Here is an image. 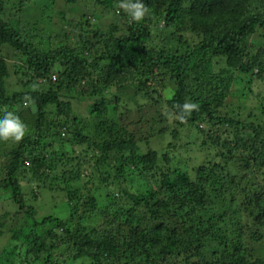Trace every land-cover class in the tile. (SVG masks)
I'll return each instance as SVG.
<instances>
[{
	"label": "trees",
	"instance_id": "1",
	"mask_svg": "<svg viewBox=\"0 0 264 264\" xmlns=\"http://www.w3.org/2000/svg\"><path fill=\"white\" fill-rule=\"evenodd\" d=\"M4 1L0 51L18 56L12 77L22 88L8 92L12 77L0 57V109H22L15 114L32 124L34 135L26 132L0 160L6 174L1 186L17 208L2 216L0 237L16 218L8 233L18 242L0 251V264H264L261 258L252 261L254 250L246 240L264 243V184L246 189L219 163L194 170L192 180L167 153L142 154L134 131L140 123L126 122L123 114L117 118L119 99H108L99 86L119 80V89L126 90L135 80L146 99L171 86L167 114L176 124L187 123L201 134L203 145L226 151V165L234 149L240 152L237 161L247 184L264 177L263 116L225 103L236 73L249 76L247 83L255 82L264 94V55L259 51L248 59V46L263 44L264 0H142L147 14L140 24L119 9L118 0H62L71 6L66 11L55 10L57 0L10 3L12 17L33 3L40 16L35 24L67 25L55 38L37 39L42 49L27 32L33 27H20L16 18L4 21ZM79 3L83 7L75 10ZM158 31L169 37L160 45L154 44ZM214 60L224 65L218 73L209 71ZM159 75L164 80L156 82ZM25 97L34 105L25 107ZM73 99L88 103L86 120L75 115ZM185 103L198 107L185 114ZM257 103L264 115L263 101ZM66 143L83 149L69 158L61 148ZM25 171L42 184L30 204L20 180ZM134 175L151 182L135 190L129 182ZM43 191L65 194L49 214L40 200ZM80 207L103 219L92 235L81 224Z\"/></svg>",
	"mask_w": 264,
	"mask_h": 264
},
{
	"label": "rangeland",
	"instance_id": "2",
	"mask_svg": "<svg viewBox=\"0 0 264 264\" xmlns=\"http://www.w3.org/2000/svg\"><path fill=\"white\" fill-rule=\"evenodd\" d=\"M17 0H5L4 3L6 4V7L4 10L3 15L1 16L4 21H8L11 18H16L18 21H20V27L27 29L28 27H33V28H28L27 32L35 36L36 39L35 41L37 42V39H48L49 37L55 38L58 36V34L62 33L61 29L64 27V29H67V25H59L60 22H58L55 27H53V24L49 23L45 26H41V24H35L36 21L39 19V13L36 8L33 7V3H29L26 6H24L23 10L19 12L17 17H12L14 11L11 9V5L15 3ZM62 0H57L55 4V10L57 11H63L66 9H70L71 6H66L65 1L61 3ZM80 4V5H79ZM78 5L74 6V9H80L83 7L82 3H79ZM35 7L36 4L34 5ZM65 7V8H64ZM64 11V12H65ZM70 15L69 12H66L65 14ZM11 16V17H10ZM71 16V15H70ZM68 16L67 18H71ZM38 18V19H37ZM163 26V23H160V27ZM63 29L66 32L67 30ZM158 34L155 37L154 44H158L160 40L169 38L167 35L164 37H161L159 34L160 31L157 32ZM174 33V32H170ZM190 40L191 37L190 35L186 34ZM184 36V37H185ZM263 44L257 47H251L248 46V59L252 60L254 55L262 51V54L264 55V40L262 39ZM39 45V48H43V44L37 42ZM160 45V43L158 44ZM263 47L261 49H257ZM0 57L5 59L7 61V64L9 66V71L11 73V77L13 76V71H14V65L19 63V59L17 58L18 56L12 57V54L10 56L9 51L1 50L0 51ZM223 64L220 63L217 60H214L211 62V69L209 70L210 73H218V71L222 70ZM235 83L233 85L232 91L230 96L226 100L227 106L230 108H237L238 104L239 106H243L245 109L248 108L251 110L255 116H263L261 123H264V115H260V108H255L258 107V100H262V106H264V94H259V92H262V89H259L254 82L253 84L249 85L247 83L248 77L236 73L235 74ZM90 78V77H89ZM12 80L9 81L8 85V92L11 94L14 91H18L22 88V85L18 83V80L16 77H12ZM164 80V77L159 75L156 76V82ZM95 81V77H94ZM135 80H130L127 84V89L123 90L119 89L121 86V83L119 80H116V83L111 82V83H106L102 82L100 88L103 89V94L108 98L111 99L113 102L114 100L119 99L120 103L118 104L121 111V113H117L116 117L119 118L121 114L125 116V121L126 122H138L139 127H136L134 130L136 132V137L138 138V146L142 154H147L148 152H157L160 156L164 154H168L169 158L171 159L172 163L174 166H177L180 170L186 171L189 173L190 177L192 180L195 179V172L194 170L198 169L201 166L205 165H210V164H220L221 166H225L226 171L230 172L231 174H236L234 176L241 178V186H245L246 189L247 187L250 188V184H264V177L257 176L256 179L248 182L247 180L242 179L246 172L239 167V163L237 161L238 156L240 155V152H238L236 149L233 150V154H231V159L229 163L226 165L225 160L228 161V158L223 159L222 155L224 157L227 156L226 151L220 150L221 147H218L216 144H208V145H203V138H201V134H198L197 130L188 125L187 123H180L176 124L174 117L170 116L167 114L168 108H167V101L171 99L174 91L171 86H165L164 88H158V91H160L158 94H160V97H157L155 94L153 99H146L143 97V93L141 92L140 89H137L135 86ZM241 91V93H239ZM259 94V95H258ZM263 96V97H262ZM73 105V110L76 116L83 120H86L87 117V102H78L77 99H73L72 101ZM25 106V104H24ZM128 109V112H127ZM243 109V108H242ZM241 109V110H242ZM19 110V107H14V108H1L0 109V114L6 112V111H11L15 114L16 111ZM126 110V111H125ZM23 111L20 109L18 111L21 112ZM248 112V111H246ZM243 113V110H242ZM51 116H56L54 112H50ZM111 115V113H110ZM161 115H163L165 118L163 120H160ZM22 121V116L19 117ZM243 119H246L244 116ZM248 121V120H247ZM250 121V120H249ZM27 125V124H26ZM32 124L27 125V136L29 135H34L30 133V129L32 128ZM202 129H205V125L203 124ZM134 128V127H132ZM201 129V128H200ZM174 134H176L174 136ZM36 135V134H35ZM223 137H221V141H223ZM207 141V139H205ZM212 143V142H210ZM16 143H0V160L3 158L2 154L4 151H8L9 149L13 148ZM10 147V148H9ZM59 150V145H56L54 149ZM64 151L67 153V157L69 158H75V156L78 155V153L83 149L82 147H71L68 143L64 144L63 147ZM170 149V150H169ZM168 150V151H167ZM47 153H51V150H49ZM2 162V161H0ZM113 162V161H112ZM111 166L110 168H115L116 163H110ZM264 171V170H263ZM113 174L115 173L114 170L111 171ZM23 175V174H22ZM135 178L129 179V182L132 184V186L137 188V185H141L144 188L147 187V184L151 182L150 177H138L137 175H134ZM6 180V174L1 171L0 169V222L3 221L2 216L4 214L9 213V217L14 214L16 211V207L11 201V195L9 191L5 190L3 186H1L2 182ZM21 180V186L23 187V192H24V200L26 201L27 204L32 203L34 200L36 201L37 199H34L33 196L36 193L37 189L41 187V183H37L34 180H32V177L30 175V172H26L24 174V177L20 178ZM128 185V184H127ZM64 187L61 184V188ZM136 190V189H135ZM39 195L41 196L40 200L41 202L45 201V211L47 209H54V207H60L61 206V197H65V194L63 192L57 191L55 192H46L43 191L42 193L39 192ZM36 198V197H35ZM28 199V200H27ZM60 201V202H59ZM102 201V200H101ZM42 202V203H43ZM56 205V206H55ZM128 207V206H127ZM61 208H58L60 210ZM114 207H111V210L114 211ZM85 207H80L78 212L83 213L84 219L82 221V225L85 227L87 230V233L92 235L94 234L93 231L96 227L101 226L102 218L99 215V213L95 215H89V213H84ZM44 211V212H45ZM46 214L48 210L45 212ZM51 214H54L58 217H62V212H53ZM42 215V214H41ZM39 214L38 217L41 216ZM64 215V213H63ZM7 217V218H9ZM6 218V219H7ZM250 220V219H246ZM239 221V220H238ZM250 222V221H248ZM16 226V218H12L6 225L4 229V233L0 237V251L7 248V247H12L14 245H17V239L15 234H10L9 231L13 229V227ZM263 237H264V231L260 232ZM246 238V237H245ZM247 240V245L250 247V249L254 250L253 252V260H258V259H264V256L262 253H264V243L263 244H256L255 242L249 241L248 238ZM250 242V243H249ZM264 242V240L262 241ZM24 251V250H23ZM167 259H164L166 261ZM161 263V262H160ZM172 263V262H171ZM18 264H21L18 262ZM75 264H80L79 262ZM162 264H166L165 262L162 261Z\"/></svg>",
	"mask_w": 264,
	"mask_h": 264
},
{
	"label": "clouds",
	"instance_id": "3",
	"mask_svg": "<svg viewBox=\"0 0 264 264\" xmlns=\"http://www.w3.org/2000/svg\"><path fill=\"white\" fill-rule=\"evenodd\" d=\"M118 7L136 24H140L147 14V7L142 3V0H118ZM25 100L28 101L25 107L34 105L29 97H25ZM197 107L196 104L185 103L181 106V111L187 114ZM180 118L183 119V116ZM26 132L27 126L19 116L11 111L0 114V143H18L24 138Z\"/></svg>",
	"mask_w": 264,
	"mask_h": 264
}]
</instances>
